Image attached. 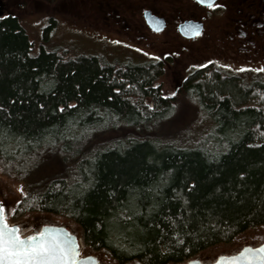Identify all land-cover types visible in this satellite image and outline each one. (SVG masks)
Wrapping results in <instances>:
<instances>
[{
    "label": "trees",
    "instance_id": "obj_1",
    "mask_svg": "<svg viewBox=\"0 0 264 264\" xmlns=\"http://www.w3.org/2000/svg\"><path fill=\"white\" fill-rule=\"evenodd\" d=\"M160 73L32 53L1 15L0 169L23 183L18 209L72 220L119 264L180 263L264 226V80L209 64L169 97ZM181 102L201 127L175 128Z\"/></svg>",
    "mask_w": 264,
    "mask_h": 264
},
{
    "label": "rangeland",
    "instance_id": "obj_2",
    "mask_svg": "<svg viewBox=\"0 0 264 264\" xmlns=\"http://www.w3.org/2000/svg\"><path fill=\"white\" fill-rule=\"evenodd\" d=\"M1 15H15L31 42V52L43 47L63 58L97 56L103 65L122 69L126 65L160 63L161 73L155 83L161 92L172 97L183 80L195 69L211 65L224 75H240L244 81L253 73L264 80V39L258 40V52L245 55L237 43L232 45L222 30L226 13L198 9L187 0H165V6L191 9L204 21L202 34L195 39H183L175 34L160 32L144 40L142 8L144 0H0ZM161 5L163 2L150 0ZM191 1V0H190ZM163 4V7H165ZM191 12V11H190ZM0 15V16H1ZM185 15V11L182 12ZM231 54L227 55V51ZM252 53H255L253 57ZM158 58V59H157ZM250 66V67H248ZM245 68H250L246 70ZM262 80V81H263ZM243 81V82H244ZM177 124L202 126V118L190 103L181 102L174 119ZM199 123V124H197ZM195 126V127H197ZM50 166V165H49ZM49 167H45L46 172ZM24 194L23 183L4 175L0 169V205L4 206L5 220L18 225L20 235L29 236L45 228H62L74 238L77 255L91 257L95 264H119L102 250L84 243L82 230L72 220L53 213L20 211L18 203ZM264 241V226H255L237 235L232 241L218 243L202 250L197 256L180 263L209 264L221 256L239 252L245 246L254 247ZM124 264H141L128 261Z\"/></svg>",
    "mask_w": 264,
    "mask_h": 264
},
{
    "label": "flooded vegetation",
    "instance_id": "obj_3",
    "mask_svg": "<svg viewBox=\"0 0 264 264\" xmlns=\"http://www.w3.org/2000/svg\"><path fill=\"white\" fill-rule=\"evenodd\" d=\"M161 1L165 6V0ZM190 2L198 9L207 10L208 14L216 11L226 13V21L222 32L232 45L237 43L238 47L241 48L239 50H244L245 55L249 54L254 46H257L258 40L264 39V0H211L212 6L207 2L201 3V0H187L189 7H192ZM163 4L161 6L152 3V1L150 3V0H144V7L141 11L145 31L144 40H148L150 35L164 31L169 35L175 34L186 40L195 39L202 34L204 21L191 9L182 10L174 5L163 7ZM184 11L185 15L182 16L181 14ZM196 23H199L200 31L194 36H185L184 33H191L195 30ZM253 52L257 53L258 49L256 48ZM255 53H252L253 57ZM226 54L231 53L228 50ZM227 76H234L244 81L240 75L230 74ZM261 80L263 78H257L253 73L244 82L255 83ZM77 258L83 257L77 255Z\"/></svg>",
    "mask_w": 264,
    "mask_h": 264
},
{
    "label": "snow or ice",
    "instance_id": "obj_4",
    "mask_svg": "<svg viewBox=\"0 0 264 264\" xmlns=\"http://www.w3.org/2000/svg\"><path fill=\"white\" fill-rule=\"evenodd\" d=\"M205 2L212 6L211 0H201ZM5 215L4 206L0 205V264H77L78 250L74 245L44 230L22 236L19 226L9 225ZM215 264H221V258ZM229 264H264V245L256 249L245 246Z\"/></svg>",
    "mask_w": 264,
    "mask_h": 264
},
{
    "label": "water",
    "instance_id": "obj_5",
    "mask_svg": "<svg viewBox=\"0 0 264 264\" xmlns=\"http://www.w3.org/2000/svg\"><path fill=\"white\" fill-rule=\"evenodd\" d=\"M2 7H3V3L0 1V15L2 12ZM201 29L199 23H196L195 25V30H193V32L191 33H184L185 36L187 37H191L194 36L197 32H199ZM46 232H49L55 236H57L58 238H60L63 241H66L69 244H72L75 246V241L74 238H72L70 235H68L64 229L62 228H54V227H49V228H45L43 229ZM260 245H264V241L262 243H260L257 246L251 247L252 249H256L258 248ZM240 252V251H239ZM237 252V253H239ZM232 254V255H228V256H221L219 258H221V264H229L230 260L237 254ZM249 256L253 255L252 253L248 254ZM217 260V259H216ZM215 261L209 263V264H215ZM77 264H95V260L91 257H83V258H77Z\"/></svg>",
    "mask_w": 264,
    "mask_h": 264
}]
</instances>
